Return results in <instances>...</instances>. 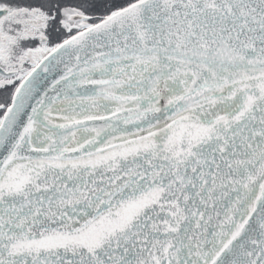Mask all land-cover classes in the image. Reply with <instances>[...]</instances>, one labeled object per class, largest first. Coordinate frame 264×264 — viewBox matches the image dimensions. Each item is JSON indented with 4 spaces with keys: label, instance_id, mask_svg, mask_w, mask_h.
Returning a JSON list of instances; mask_svg holds the SVG:
<instances>
[{
    "label": "snow or ice",
    "instance_id": "6c2138e0",
    "mask_svg": "<svg viewBox=\"0 0 264 264\" xmlns=\"http://www.w3.org/2000/svg\"><path fill=\"white\" fill-rule=\"evenodd\" d=\"M0 264H264V0H0Z\"/></svg>",
    "mask_w": 264,
    "mask_h": 264
}]
</instances>
